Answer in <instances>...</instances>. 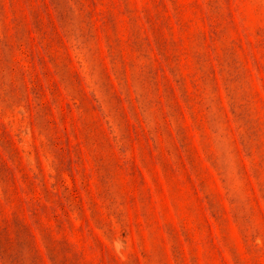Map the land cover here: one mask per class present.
Wrapping results in <instances>:
<instances>
[{"label":"rangeland","instance_id":"obj_1","mask_svg":"<svg viewBox=\"0 0 264 264\" xmlns=\"http://www.w3.org/2000/svg\"><path fill=\"white\" fill-rule=\"evenodd\" d=\"M0 264H264V0H0Z\"/></svg>","mask_w":264,"mask_h":264}]
</instances>
